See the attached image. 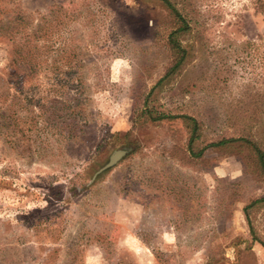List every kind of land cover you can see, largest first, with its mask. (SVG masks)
I'll return each mask as SVG.
<instances>
[{"label":"rangeland","instance_id":"1","mask_svg":"<svg viewBox=\"0 0 264 264\" xmlns=\"http://www.w3.org/2000/svg\"><path fill=\"white\" fill-rule=\"evenodd\" d=\"M252 1H193L194 58L159 96L173 113L201 116L207 138L239 128L264 138V16ZM20 10L63 21L31 76L12 63L16 26L0 31V264H264V205L251 210L252 232L243 212L264 197L247 150L190 160L183 124L136 117L168 59V10L156 0H0V28ZM72 46L82 65L66 66ZM77 81L80 98H54Z\"/></svg>","mask_w":264,"mask_h":264},{"label":"trees","instance_id":"2","mask_svg":"<svg viewBox=\"0 0 264 264\" xmlns=\"http://www.w3.org/2000/svg\"><path fill=\"white\" fill-rule=\"evenodd\" d=\"M156 1L168 10L172 18V26L164 38L168 59L163 70L154 80L144 98H142L140 103L141 112L139 116L134 115L135 121L136 117H138L145 123L180 122L183 124L187 134L186 154L190 160L201 158L208 149H228L235 145L244 147L253 162L258 176L264 183V138H257L253 130L249 128H239L234 133L224 132L207 138L205 122L201 116L183 112L173 113L160 103L159 96L161 92L172 85L185 72L194 58L196 40H191V38L198 32L197 27L199 23L194 16V9L192 7L194 0ZM252 4L254 9L264 16V0H253ZM57 10V13L61 14L62 9L58 8ZM35 13H26L28 16L26 18L25 12L20 10L17 12V18H15L14 22L3 25L2 29L0 28V31L8 33V31H11V25L16 26L14 28L12 27L14 32L11 31L13 33L12 36H14L12 42L15 48L12 63L13 65H20L19 67L15 66V71L22 74L26 73L27 76H31L34 72H37V69L41 70L42 64L45 63V59L42 56L48 53V44L52 40L50 30L54 28L59 31L63 21L61 19H55L49 23L47 17L41 15L38 18L35 16ZM53 22L55 25L52 24ZM40 40H42L41 43L39 42ZM61 44L65 45L64 42H61ZM253 45H255L254 42L246 41L241 44V48L246 49ZM77 49L78 46L69 48V54H67L69 56L65 60L66 66L72 61L78 64V66L79 64H83V59L78 58L81 55V51L78 54L74 53ZM64 54L66 55V52ZM72 68L68 67L67 69L68 71H73L72 73L77 71V68L75 70H72ZM65 73L68 74L67 72ZM80 84L81 82L77 81V85H69L67 87L61 85L55 88L54 90L60 91L56 92L57 94H55L54 98L58 96H65L64 98H67V92L71 89L75 90V98H80L84 90ZM14 90L18 93L22 92L23 86L21 81L15 83ZM68 116L69 118L67 117L65 124V129L67 130L66 135L68 138H72L78 116L77 114H69ZM262 205H264V197L250 200L243 208L251 232L253 231L250 221L251 210Z\"/></svg>","mask_w":264,"mask_h":264},{"label":"water","instance_id":"3","mask_svg":"<svg viewBox=\"0 0 264 264\" xmlns=\"http://www.w3.org/2000/svg\"><path fill=\"white\" fill-rule=\"evenodd\" d=\"M132 149V146H125L112 152L108 160L94 173L91 181H93L102 172L116 165L122 158H124L129 152H131Z\"/></svg>","mask_w":264,"mask_h":264}]
</instances>
